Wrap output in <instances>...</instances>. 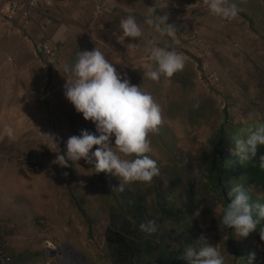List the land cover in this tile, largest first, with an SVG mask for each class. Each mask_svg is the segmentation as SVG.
Returning a JSON list of instances; mask_svg holds the SVG:
<instances>
[{
	"label": "rangeland",
	"instance_id": "rangeland-1",
	"mask_svg": "<svg viewBox=\"0 0 264 264\" xmlns=\"http://www.w3.org/2000/svg\"><path fill=\"white\" fill-rule=\"evenodd\" d=\"M229 2L238 5L239 13L247 16V25L261 39L259 42L262 45L259 52L249 58L245 56V50L236 48L235 50L240 54L236 60H229L230 73L226 75V80L222 77L225 81L223 84L220 72H217L211 63L212 51L206 43L204 42L209 52L202 60H199L207 65L208 72L216 76V81L206 79L208 73L201 71V62L194 57V55L197 56V50L187 42L190 48L187 57L194 63L196 85L193 87L190 82L187 90L185 89V98L178 95V89H173L168 83L149 81L148 84L142 85L141 89L150 93L162 108L163 122L158 130L150 133L148 137L152 148V152L148 155L157 161L159 168V174L153 178L154 181L150 183L131 182L124 184L123 191H113L114 187H119L120 182L124 183L122 179L120 181L118 177L108 173H94L93 166L83 159L76 164L69 161L70 166L65 168V173L69 177L67 178V191L73 203H70L66 195L65 199H68L70 208L63 211V208L61 209L62 216H66L63 223L60 222L63 224L60 226L61 229L55 226L49 228V222L47 225H42L41 223L46 221L39 218L36 235L16 236L12 234L14 230L12 226H15L14 220L16 221L15 228L18 224H23L25 230H29L30 224L35 223L34 217L37 216V212L42 211V208L47 211L41 213L43 216L49 213L53 215L55 212L53 213L50 208L51 201L48 193L41 195L37 203V183L41 181L39 179L44 178L43 176L23 174L16 177L12 170H4L5 177L0 186V198L2 202L10 198L12 204L5 202L2 206L3 203L0 202V212H5V205L10 206L7 216L0 219V232L3 234L0 233V242H4V248L0 250V254L10 259L9 264H61L56 258L47 257V248L55 251L72 249L74 250L73 257L76 258L74 260L84 264H109L105 231L110 224H113V218L117 219L116 216L122 218V212L127 210L123 200L127 201L129 196L133 197L138 193L145 194L151 213L154 206L155 189L163 194L168 189L169 182L180 177L181 184L175 186L171 193L172 202L175 201L180 207L184 202L183 187L186 182L192 177L196 179L200 177L201 166L209 151L211 134L222 123L223 111L226 110L229 115V122H231L229 131L233 133L235 131L238 133L240 129L247 128L257 121L264 122V0H229ZM5 19L7 20L6 17ZM33 22L34 18H32L31 25ZM220 39L231 45L234 44L231 38ZM175 40L181 42L183 39L175 38ZM247 43L250 45L253 41ZM140 48L142 49V45ZM137 57L139 53L135 54V58ZM38 58L42 66H52L48 65L41 56ZM251 60L256 62V66L258 64L255 69L251 66ZM9 61L14 62L12 58ZM225 74L224 72L221 76ZM191 77L190 72L185 75L187 83ZM229 77L230 80H227ZM197 103L199 107H194ZM68 122L58 123V138L55 143L60 149L59 154L66 152V142L69 137L79 135L81 130L95 133L93 123L76 121L75 118L69 119ZM96 147L94 146L93 151ZM126 158L132 159L133 157ZM81 181L85 182L83 188ZM31 195L34 201H30ZM197 202L198 209L194 218L189 219V222L192 225L190 231L196 233L198 239L203 236L209 244L216 246L221 255L225 257L226 264H233V250L242 254L237 264H241L242 260L247 262L249 253L256 254L254 263L264 264V243L260 236L252 232L247 238H241L237 237L233 230V247L231 248L227 244L226 228L221 227V215L216 212L215 204L210 196L198 194ZM78 211L82 213V216ZM53 219L57 221V217ZM65 220L68 222V227H64ZM79 223L82 225L80 226ZM71 226L76 227V229L72 228V232L70 231ZM175 228L169 221L158 224L161 233ZM9 232L10 234H7ZM2 237H9V240L14 241L11 244L13 249L5 246V240L8 239L1 240ZM172 247L176 246L172 243ZM36 252L40 255L36 256Z\"/></svg>",
	"mask_w": 264,
	"mask_h": 264
},
{
	"label": "crops",
	"instance_id": "crops-1",
	"mask_svg": "<svg viewBox=\"0 0 264 264\" xmlns=\"http://www.w3.org/2000/svg\"><path fill=\"white\" fill-rule=\"evenodd\" d=\"M46 1L49 3H45ZM173 2L185 5L184 10L179 13L178 22L188 25L211 49V63L214 69L220 72L223 84V78L226 80V75L230 73L229 60H236L240 54L236 48L245 50V56L249 58L259 52L261 39L247 25L246 15L239 13L233 19H223L212 15L204 0ZM166 5L160 4L159 1L151 3L149 0H42L33 15V24L26 28L19 18L13 21L5 19L6 2L0 0V186L5 177L4 170H12L16 177L23 174L32 176L25 165L37 159L39 165L49 171V174L42 175L44 178L39 179L41 181L37 183V203L41 195L48 193L50 208L55 212L53 215L49 213L43 216L41 213L47 211L42 208L34 217L35 223L30 224L29 230H25L23 224H18L15 228L14 220L12 234L36 235L39 218L46 221H43L42 225L49 222V228L55 226L61 229V223L66 217L62 216V211L70 208L68 199L73 203L67 191L69 177L65 173V167L53 163L57 156L53 151L57 150L54 143L58 138V123H67L71 118L92 123L85 121L82 113H77L64 95V85L69 76L63 72V65L72 63L78 51L99 48L122 76L132 81V85L142 88V85L152 81L146 72L149 69L155 70L157 66L148 51L155 41L156 46L175 50L184 57L185 66L177 75L185 76L190 72L191 83L193 87L196 85L194 63L187 57L190 52L189 44L184 40L177 42L175 38L179 37L175 34L171 37H160L153 28L144 23L153 9L157 10L159 16L167 15ZM129 15L136 18L143 35L134 40L125 38L121 43L118 40V36L122 34L120 21ZM168 23L174 27L172 20L168 19ZM220 38H231L234 44L226 43ZM250 41H253V44L248 45L247 42ZM44 44L55 54V63L52 66H42L38 58L37 49ZM130 44L134 45L131 50L128 47ZM137 53L139 57L135 58ZM10 58L13 63L9 61ZM251 62L252 68L255 69L256 62ZM223 71L226 74L221 76ZM174 77L175 74L170 78L161 76L158 82L172 85L173 89H178V95L185 98V88L175 82ZM227 80H230V77ZM8 127L13 129L12 137H8L6 133ZM50 136L53 137L54 143ZM66 195L68 199H65ZM29 199L34 201L32 195ZM0 202L3 203L2 206L5 202L12 204L10 198L3 202L0 198ZM5 207V212H0V219L7 216L10 206ZM53 217H57V221ZM65 222L64 227H68V222ZM72 228L76 229L71 226V232ZM3 239H8L5 240V246L13 249L11 244L14 241L9 240V237H2L1 240ZM3 248L2 241L0 250ZM35 255L40 254L36 252Z\"/></svg>",
	"mask_w": 264,
	"mask_h": 264
},
{
	"label": "clouds",
	"instance_id": "clouds-1",
	"mask_svg": "<svg viewBox=\"0 0 264 264\" xmlns=\"http://www.w3.org/2000/svg\"><path fill=\"white\" fill-rule=\"evenodd\" d=\"M204 3L212 15L223 19H233L240 11L238 5L229 0H204ZM168 19V15L159 16L157 10L153 9L144 23L160 37H171L176 28L168 23ZM119 27L122 34L118 40L121 43L125 38L134 40L143 35L140 24L132 15L122 19ZM128 47L131 50L134 45ZM148 51L157 65L155 70L146 72L152 81H159L161 76L170 78L185 66L181 54L156 46L155 41ZM63 72L69 76L64 85L66 99L77 113H82L85 121L95 125V133L81 130L79 135L69 137L64 154H59L60 149L50 136L57 147L53 151L57 153L53 163L67 168L70 166L69 161L76 164L83 159L93 166L94 173H108L123 180L124 183L120 182L113 191H123L124 184L131 182L150 183L159 174V168L157 161L148 155L152 152L148 137L163 122L161 106L150 93L143 91L140 86L132 85L128 78L122 76L97 47L91 51H78L72 63L63 65ZM194 107H199V104ZM6 133L8 137L14 134L11 127L6 129ZM232 140L235 142L234 155L239 157L241 163L255 161L259 147L264 146V122L257 121L240 129ZM94 146H97L95 151ZM34 161L37 159L28 162L26 169ZM258 166L264 171V155L259 156ZM80 184L82 188L85 186L84 181ZM228 197L231 203L223 209L221 227L234 229L235 235L241 238H247L259 229L261 240H264V229L260 227L264 224V204L253 202L242 184H235L228 192ZM139 227L148 235L157 230L154 220L141 223ZM61 252L73 258L72 249ZM181 258L187 264H226L225 257L217 247L209 244L203 236L195 244L185 246ZM255 260L256 254L250 253L247 264H254Z\"/></svg>",
	"mask_w": 264,
	"mask_h": 264
},
{
	"label": "trees",
	"instance_id": "trees-1",
	"mask_svg": "<svg viewBox=\"0 0 264 264\" xmlns=\"http://www.w3.org/2000/svg\"><path fill=\"white\" fill-rule=\"evenodd\" d=\"M191 79L187 83L185 76L175 73L174 77V81L185 89L191 84ZM130 82L132 84V81ZM222 116V123L211 134L209 151L201 166L199 179L192 177L183 187L184 202L180 207L175 201L172 202L171 197L173 188L181 184L180 177L171 180L163 194L155 189L151 213L145 194L138 193L133 197L129 196L127 201L123 200L127 210L122 212V218L118 216H116L117 219L113 218V224H110L105 231L109 264H187L181 255L185 246L195 244L198 240V235L190 231L192 225L189 222L198 209V194L210 196L215 204L216 212L221 216L223 209L231 203L228 192L235 184H242L253 202L264 204V171H261L258 166L259 156L264 155V146L259 147L255 161L241 163L239 157L234 155L235 142L232 138L237 133L229 131L231 122L226 110L223 111ZM78 213L82 216L81 212L78 211ZM150 220L155 221L157 230L148 235L142 232L139 226ZM163 221L171 222L176 228L161 233L158 224ZM260 227L264 229V224ZM233 230L226 228L227 244L231 248L233 247ZM254 232L260 236L259 229ZM262 241L264 243V240ZM172 243L176 246L175 248L172 247ZM240 255L242 254L233 250V264L240 261ZM244 262L247 264L243 260L240 263L244 264Z\"/></svg>",
	"mask_w": 264,
	"mask_h": 264
},
{
	"label": "built area",
	"instance_id": "built-area-1",
	"mask_svg": "<svg viewBox=\"0 0 264 264\" xmlns=\"http://www.w3.org/2000/svg\"><path fill=\"white\" fill-rule=\"evenodd\" d=\"M6 2V9H5V17L8 21H13L15 18H19L22 25L24 27H29L32 23V18L36 10L39 8L40 3L42 0H3ZM151 3L159 1L160 4L166 5V14L168 15L169 19L174 22L175 35L179 38L189 42L195 50H197V60H202L208 54V49L198 35L188 26L183 24V22H178V18L180 17L179 13L181 10H184V6L181 4L179 5L173 0H149ZM45 3H49L46 1ZM38 56H41L48 65H53L55 63V54L51 50L48 45H41L39 49H37ZM199 60V61H200ZM201 62V61H200ZM201 71L207 72L208 76L206 79L208 81H216L217 78L214 74L210 71L206 70L207 65L201 62ZM30 172L34 175H48V170L44 167H41L37 161H34L32 164L28 166ZM10 262V259L6 256L0 254V264H4Z\"/></svg>",
	"mask_w": 264,
	"mask_h": 264
},
{
	"label": "water",
	"instance_id": "water-1",
	"mask_svg": "<svg viewBox=\"0 0 264 264\" xmlns=\"http://www.w3.org/2000/svg\"><path fill=\"white\" fill-rule=\"evenodd\" d=\"M72 252H73V250H72ZM46 253H47V257L48 258H54V257H56V259L61 263V264H68V263H70V264H80L79 262L78 263H75V262H77L76 260H74V261H69V260H67V255L65 254V255H62V252L61 251H55V250H51V249H49V248H47L46 249ZM71 254V253H70Z\"/></svg>",
	"mask_w": 264,
	"mask_h": 264
},
{
	"label": "flooded vegetation",
	"instance_id": "flooded-vegetation-1",
	"mask_svg": "<svg viewBox=\"0 0 264 264\" xmlns=\"http://www.w3.org/2000/svg\"><path fill=\"white\" fill-rule=\"evenodd\" d=\"M63 255H65V254L63 253ZM75 259H76V258H75ZM67 260H69V261H73V260H74V257L71 258V256H67ZM76 263H78V261H77Z\"/></svg>",
	"mask_w": 264,
	"mask_h": 264
}]
</instances>
